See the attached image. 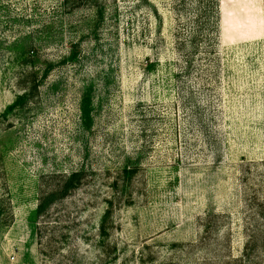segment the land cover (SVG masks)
<instances>
[{
	"label": "rangeland",
	"instance_id": "374dc122",
	"mask_svg": "<svg viewBox=\"0 0 264 264\" xmlns=\"http://www.w3.org/2000/svg\"><path fill=\"white\" fill-rule=\"evenodd\" d=\"M212 1L0 0V264H264V0Z\"/></svg>",
	"mask_w": 264,
	"mask_h": 264
},
{
	"label": "trees",
	"instance_id": "16d2710c",
	"mask_svg": "<svg viewBox=\"0 0 264 264\" xmlns=\"http://www.w3.org/2000/svg\"><path fill=\"white\" fill-rule=\"evenodd\" d=\"M218 0H213L212 5L210 7L213 19L217 18L218 11H217V4ZM91 4L92 7H98L99 0H63V5L69 10L76 9L83 5H89ZM34 82V79L32 80ZM28 87V86H27ZM28 91H33L36 89V85H31L28 88H25ZM15 105H10L8 108H12ZM137 168L136 166H127L123 167L120 171L119 177H120V187L122 188L120 190V193L118 197H116V201L120 203H129L131 198L126 197L128 193H125V189L127 186L131 183L132 177L135 175ZM84 172L82 169L71 171L70 173L61 175L60 183L57 187L50 191L43 192L40 197L38 198V202L35 209V218L44 217V213L48 210L51 203L56 198H64L72 189L77 188L83 178H84ZM113 187H117L119 185V178H115L112 181ZM114 201L115 197H110L106 200V208L103 212V215L100 219L99 229L100 234H105V225L107 222V219L110 218V213L112 211V208L114 207ZM259 219H257V224L253 227L250 234H248L244 251L242 256L239 258L240 261H249L253 258L254 255H258V252H262L264 250V206L259 203ZM252 253V254H251Z\"/></svg>",
	"mask_w": 264,
	"mask_h": 264
}]
</instances>
